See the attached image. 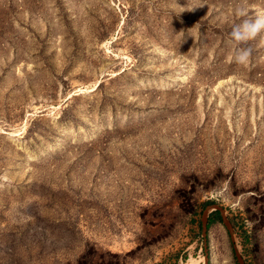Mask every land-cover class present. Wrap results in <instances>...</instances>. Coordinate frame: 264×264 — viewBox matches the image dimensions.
<instances>
[{"label": "rangeland", "instance_id": "1", "mask_svg": "<svg viewBox=\"0 0 264 264\" xmlns=\"http://www.w3.org/2000/svg\"><path fill=\"white\" fill-rule=\"evenodd\" d=\"M261 10L0 0V264H264Z\"/></svg>", "mask_w": 264, "mask_h": 264}, {"label": "clouds", "instance_id": "2", "mask_svg": "<svg viewBox=\"0 0 264 264\" xmlns=\"http://www.w3.org/2000/svg\"><path fill=\"white\" fill-rule=\"evenodd\" d=\"M235 14L239 17L248 16L247 10L243 7L236 9ZM262 33H264V10L259 11L254 18H244L233 26L230 38L234 45L232 59L235 63L240 65L249 63L252 49L246 45Z\"/></svg>", "mask_w": 264, "mask_h": 264}, {"label": "water", "instance_id": "3", "mask_svg": "<svg viewBox=\"0 0 264 264\" xmlns=\"http://www.w3.org/2000/svg\"><path fill=\"white\" fill-rule=\"evenodd\" d=\"M214 209H218L219 210V215L221 218L222 223L225 225L227 232L229 233V238L230 240H232V235H231V230H230V224L228 222V220L226 219V217L222 214V209L221 207H219L216 204L211 205ZM208 215V212H205V209L202 212L201 215V220H200V228H201V234L203 236V238H205V234H206V216ZM232 250H233V254H234V258L237 264H245L242 256L238 253V251L235 249L234 244H232ZM204 262H207V251H204Z\"/></svg>", "mask_w": 264, "mask_h": 264}, {"label": "trees", "instance_id": "4", "mask_svg": "<svg viewBox=\"0 0 264 264\" xmlns=\"http://www.w3.org/2000/svg\"><path fill=\"white\" fill-rule=\"evenodd\" d=\"M206 203H210V202H205L204 204H206ZM212 214L215 215V217H216L217 220H221L218 210H216V209L210 210V211H208V215H207L208 218H207L206 226H207V225L209 224V222L211 221L209 217H210ZM231 222H232V220H231ZM232 223H233V222H232ZM236 264H237V263H236Z\"/></svg>", "mask_w": 264, "mask_h": 264}, {"label": "bare ground", "instance_id": "5", "mask_svg": "<svg viewBox=\"0 0 264 264\" xmlns=\"http://www.w3.org/2000/svg\"><path fill=\"white\" fill-rule=\"evenodd\" d=\"M186 264H200L198 260H195V259H190L187 261Z\"/></svg>", "mask_w": 264, "mask_h": 264}]
</instances>
